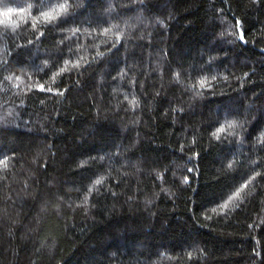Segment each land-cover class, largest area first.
<instances>
[{
    "label": "trees",
    "instance_id": "obj_1",
    "mask_svg": "<svg viewBox=\"0 0 264 264\" xmlns=\"http://www.w3.org/2000/svg\"><path fill=\"white\" fill-rule=\"evenodd\" d=\"M0 264H264V0H0Z\"/></svg>",
    "mask_w": 264,
    "mask_h": 264
},
{
    "label": "snow or ice",
    "instance_id": "obj_2",
    "mask_svg": "<svg viewBox=\"0 0 264 264\" xmlns=\"http://www.w3.org/2000/svg\"><path fill=\"white\" fill-rule=\"evenodd\" d=\"M10 11H11V10H9V12H5V13H4V16H5V17H8L9 14H10ZM46 15H49V16H50L51 14H46ZM222 130H223V129H221V131H222ZM97 183H100V181H97ZM237 195H238V193H237ZM225 206H226V205H225Z\"/></svg>",
    "mask_w": 264,
    "mask_h": 264
}]
</instances>
